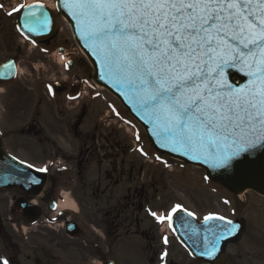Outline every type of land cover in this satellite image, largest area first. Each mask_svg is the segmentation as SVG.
<instances>
[{
    "label": "flooded vegetation",
    "instance_id": "flooded-vegetation-1",
    "mask_svg": "<svg viewBox=\"0 0 264 264\" xmlns=\"http://www.w3.org/2000/svg\"><path fill=\"white\" fill-rule=\"evenodd\" d=\"M10 5L0 0V65L13 61L20 69L25 58L16 28L20 10ZM53 40L34 43L44 61L56 50H51ZM73 66L79 71L70 79L47 75L30 82L16 76L0 82L6 151L35 169H46L47 175L42 193L34 198L21 190H2L1 206L8 207L10 216L0 211V244L8 250L12 240L5 227L20 224L21 234L31 237L25 257L30 264H202L175 237L172 221L184 211L167 219L179 203L162 198L153 188L156 178L143 173L145 164L136 166L131 146L118 138L114 111L110 116L107 107L102 109L103 94L92 83L89 64L79 56L65 68ZM246 195L264 199L246 192L240 198L245 205ZM189 205L182 207L193 212ZM218 215L232 218L230 213ZM240 216L234 213L233 218ZM3 257L0 248V264Z\"/></svg>",
    "mask_w": 264,
    "mask_h": 264
},
{
    "label": "snow or ice",
    "instance_id": "snow-or-ice-1",
    "mask_svg": "<svg viewBox=\"0 0 264 264\" xmlns=\"http://www.w3.org/2000/svg\"><path fill=\"white\" fill-rule=\"evenodd\" d=\"M26 7L34 6L13 11ZM65 7L109 74L163 138L193 153L192 159L227 168L246 148L264 142V0H65ZM26 15L47 27L34 11ZM227 69L245 72L248 84L234 87ZM178 211L187 212L177 204L167 219ZM213 220L224 223L215 226L220 232L209 229L214 239L202 253L207 256L239 227L214 213L204 217L205 224Z\"/></svg>",
    "mask_w": 264,
    "mask_h": 264
},
{
    "label": "water",
    "instance_id": "water-1",
    "mask_svg": "<svg viewBox=\"0 0 264 264\" xmlns=\"http://www.w3.org/2000/svg\"><path fill=\"white\" fill-rule=\"evenodd\" d=\"M32 6L34 7L31 9L25 8L20 13L17 23L18 30L28 40L38 41L46 39L56 29L54 14L42 5L37 4ZM57 8L61 15L68 20L74 38L93 65L95 71L93 76L94 81L104 86L121 101L131 116L145 128L152 146L157 151L180 159L187 164L202 168L207 173L209 179L224 185L234 193L252 190L264 196V142H258L254 147L246 148L240 157L234 160L231 166L227 168H213L210 164L205 163L202 158L192 159L193 153L188 152L185 154L183 148H179L163 138L155 122L143 110L132 93L123 84L117 83L116 79L109 74L101 55L91 46L92 42L82 34L80 22L65 7V0H57ZM29 11H34L36 16L40 17L41 21L46 19L47 27H38V22L35 18L27 17L26 14ZM29 27L35 30L29 31ZM14 75L15 69L9 64L0 67L1 80H10ZM225 75L228 82L234 87H243L248 84L249 77L239 69H227ZM237 79L240 81L239 84L234 83V80ZM174 148L176 150H173ZM33 180L39 182L33 183ZM44 180L45 175H41L8 156L2 147L0 136V189L19 188L26 191L29 195L35 196L40 194ZM223 223L222 221L213 220L209 224H205V222L200 223L194 219L191 221L189 218H181L176 232L193 257L199 261L206 264H227V246L240 242L246 229L245 222L241 218L233 221V225H238L239 227L234 234L226 235L225 239L219 241L217 245L218 250L213 256L202 254L206 245L211 247L209 241L214 239L213 231H222V229L216 228L215 226ZM209 229H213V231H209Z\"/></svg>",
    "mask_w": 264,
    "mask_h": 264
},
{
    "label": "rangeland",
    "instance_id": "rangeland-1",
    "mask_svg": "<svg viewBox=\"0 0 264 264\" xmlns=\"http://www.w3.org/2000/svg\"><path fill=\"white\" fill-rule=\"evenodd\" d=\"M18 1L19 0H6V2L10 4ZM44 2L56 12V0ZM53 41V48L51 50L63 47L65 52H67L65 54L69 53V57L73 60L82 56L73 39L70 27L61 16H57V30L54 33ZM19 44L21 45V42ZM21 49L23 50V56L25 58L20 67V76L26 78V80L28 79L30 82H33V78L37 76L47 77V75H51L50 77H55L57 79H70L78 75L79 69L77 67L73 66L67 70V68L62 66L64 63L61 64L58 62L57 57L53 55H56L58 50H56L55 53L52 52L53 54L44 61L43 58L45 57H42L38 50L34 51L31 46L26 48L21 45ZM58 58L61 59L60 56ZM63 60H65V57ZM87 72H91V70H87ZM26 80L24 82H28ZM30 82H28L29 85ZM101 92L104 94L102 98H99L102 109L108 105L114 107V129H116L119 134L118 138L120 140H125L130 146L133 140V142L141 146L148 157L151 159L153 158L150 161H145V159L139 155L138 149L135 148L133 158L135 159L136 166H139L141 163L145 164L143 173H149L156 178L153 188L160 190L159 194L164 195L162 198L177 202L184 208L190 204L188 207L194 210L193 213L197 215L198 218H203L210 213H224L225 215L231 213V217L233 216L234 210H236V213L242 214L248 222V232L239 245L235 248H229L228 253L232 258V264H264V200L246 195L247 199L245 205V203H241L239 200L235 201L225 192L223 193L220 191L219 193L215 188L205 186L204 183L206 178L203 176L201 180L202 171L200 169L188 167L179 161H172V163H169L171 165L170 167V165H167V162L164 163L165 160L168 161L167 159H160L157 157L158 159L155 160L154 157L156 152L147 145L148 142L145 136L144 138L142 137L143 129L135 121H132L131 118H128L123 111L120 112L122 108L115 99H112L104 90ZM30 94L31 91L28 89L27 95ZM101 99H103V102ZM1 101L2 90H0V103ZM106 111H109L108 107ZM108 113L112 115L111 112ZM120 123H125L128 129H119L115 126H119ZM4 195L5 192L0 191V211L5 209L6 211H1V213L3 215L6 214L8 217L10 216L9 211H7L8 207L3 208L4 206H1L3 202L1 199ZM242 199H245L244 196H242ZM19 225L20 224H14L10 228L9 226H7L8 228L5 227L7 234L11 236L12 240L10 246H8V250H5L0 244V248L3 249L5 260L8 261V264H10L11 260L14 261V264L16 261H18L19 264H30L25 260V257L30 253L27 245L30 244L31 237L30 234L27 235V237L23 236L19 230ZM7 243H9L8 239ZM18 253H21L22 257L17 259ZM1 260L3 262L4 257Z\"/></svg>",
    "mask_w": 264,
    "mask_h": 264
},
{
    "label": "bare ground",
    "instance_id": "bare-ground-1",
    "mask_svg": "<svg viewBox=\"0 0 264 264\" xmlns=\"http://www.w3.org/2000/svg\"><path fill=\"white\" fill-rule=\"evenodd\" d=\"M30 3H32V2H34V1H41V2H44V1H47L48 2V0H28ZM49 7V6H48ZM65 21V23H67L66 22V20H64Z\"/></svg>",
    "mask_w": 264,
    "mask_h": 264
}]
</instances>
